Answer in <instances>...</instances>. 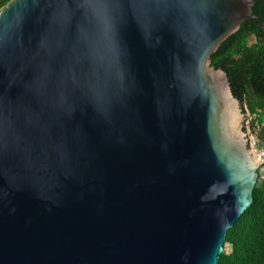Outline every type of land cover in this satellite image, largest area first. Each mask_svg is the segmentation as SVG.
Listing matches in <instances>:
<instances>
[{
	"label": "water",
	"instance_id": "obj_1",
	"mask_svg": "<svg viewBox=\"0 0 264 264\" xmlns=\"http://www.w3.org/2000/svg\"><path fill=\"white\" fill-rule=\"evenodd\" d=\"M252 5L0 7V264H218L261 161L210 58Z\"/></svg>",
	"mask_w": 264,
	"mask_h": 264
},
{
	"label": "trees",
	"instance_id": "obj_2",
	"mask_svg": "<svg viewBox=\"0 0 264 264\" xmlns=\"http://www.w3.org/2000/svg\"><path fill=\"white\" fill-rule=\"evenodd\" d=\"M9 0H0V7ZM252 18L241 23L211 55V66L222 69L233 96L255 116L252 129L264 142V0H253ZM253 37L255 44H249ZM264 169V165L261 170ZM258 170V173L261 171ZM218 264H264V180L260 173L253 189V203L228 229Z\"/></svg>",
	"mask_w": 264,
	"mask_h": 264
},
{
	"label": "rangeland",
	"instance_id": "obj_3",
	"mask_svg": "<svg viewBox=\"0 0 264 264\" xmlns=\"http://www.w3.org/2000/svg\"><path fill=\"white\" fill-rule=\"evenodd\" d=\"M249 44H255V39L253 38V37H251L250 39H249ZM247 110V109H246ZM247 113H248V116H249V133H250V138H256L257 137V135H256V130H254V129H252V121H253V119H255V116L254 115H251L249 112H248V110H247ZM262 168V167H261ZM261 168H259L260 170H261ZM260 177H261V180H264V169H262L260 172ZM224 252L225 253H228L229 252V249H228V247L227 246H225V248H224Z\"/></svg>",
	"mask_w": 264,
	"mask_h": 264
},
{
	"label": "built area",
	"instance_id": "obj_4",
	"mask_svg": "<svg viewBox=\"0 0 264 264\" xmlns=\"http://www.w3.org/2000/svg\"><path fill=\"white\" fill-rule=\"evenodd\" d=\"M256 131H258V129ZM251 142H252V147L254 148L258 156V159L261 161V166H260L261 168L264 165V142L260 141L257 137L256 138L252 137Z\"/></svg>",
	"mask_w": 264,
	"mask_h": 264
}]
</instances>
